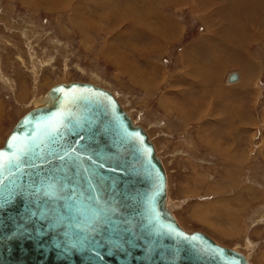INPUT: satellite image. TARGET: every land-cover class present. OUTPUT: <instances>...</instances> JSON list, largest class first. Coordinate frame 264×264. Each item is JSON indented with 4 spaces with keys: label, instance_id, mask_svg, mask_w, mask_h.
<instances>
[{
    "label": "rangeland",
    "instance_id": "obj_1",
    "mask_svg": "<svg viewBox=\"0 0 264 264\" xmlns=\"http://www.w3.org/2000/svg\"><path fill=\"white\" fill-rule=\"evenodd\" d=\"M192 1L143 0L154 10V4L162 5V13L176 20L174 34L160 42L176 33L183 35L163 48L166 44H150L142 25H138L139 33L124 34L132 24L127 16L137 7L140 12L138 2L142 4V0H0V148L18 120L51 87L80 81L109 89L156 145L169 176L170 207L183 228L202 231L248 255L252 264H264V0H230L231 6L240 4L239 11L230 8L236 17L231 25H237L238 19L240 33L250 26L257 34L244 48L249 59L226 68L222 82L218 72L224 66L217 63L213 68L217 72L208 68L218 50L184 45L205 31L203 19L221 18L224 9L220 6L229 0H204L202 6ZM106 26V31L101 29ZM134 28L136 32L138 27ZM153 30L162 35L161 28ZM129 43L135 47L127 46ZM145 44L148 51L143 49ZM155 48L160 57L156 52L154 59L145 58L143 52ZM183 49L186 57H179ZM195 53L206 59L207 72H197L199 67L194 66V72L188 70L189 78L179 76V68L193 65ZM189 58L192 62L182 66ZM143 59L155 62V78L144 75ZM231 72L241 76L235 85L240 86L239 96L228 91ZM195 76H209L211 82L189 91ZM187 83L189 89L178 88ZM174 85L186 100L176 97ZM170 90L177 100L170 99ZM168 100L176 106L173 116ZM242 203L245 209L237 215ZM226 208H235L232 215L238 220L233 227L226 218L216 219V211ZM208 216L210 220H206ZM213 226L231 234L223 235Z\"/></svg>",
    "mask_w": 264,
    "mask_h": 264
},
{
    "label": "water",
    "instance_id": "obj_2",
    "mask_svg": "<svg viewBox=\"0 0 264 264\" xmlns=\"http://www.w3.org/2000/svg\"><path fill=\"white\" fill-rule=\"evenodd\" d=\"M50 92L0 148V264H249L170 214L156 148L110 90Z\"/></svg>",
    "mask_w": 264,
    "mask_h": 264
},
{
    "label": "bare ground",
    "instance_id": "obj_3",
    "mask_svg": "<svg viewBox=\"0 0 264 264\" xmlns=\"http://www.w3.org/2000/svg\"><path fill=\"white\" fill-rule=\"evenodd\" d=\"M149 1V0H148ZM195 1V0H194ZM152 1H150V3H151ZM154 3V2H153ZM157 3V2H156ZM134 4V3H133ZM145 3L143 2V0H142V4L140 3V2H138V5H139V7H140V12L138 11L139 9H138V7L136 8V10H135V12H133V14H131V17L130 18H128L129 19V21L132 23V24H130V25H133L134 27H138V30L135 32V28H134V30H133V32L134 33H139V26L138 25H142V27H146V30H147V34H145V35H147L148 37H150L151 38V42H153V41H155V42H153V43H150V44H158V42L159 41H162V40H164L165 39V37L166 36H168V35H172V34H174L173 32H174V29H175V27H176V20H174L173 18H172V16H170V15H165V14H163L162 13V11L160 10V7H162V5L160 6V5H155L154 4V7H155V10H154V8H153V6L151 5V4H146V5H144ZM131 6V5H130ZM196 6V5H195ZM125 7H127L128 8V6H125ZM145 8H147V9H145ZM194 8V7H193ZM130 9V8H129ZM132 9H135V8H132ZM131 9V10H132ZM130 12V11H129ZM132 13V12H131ZM203 14H205V12H202L201 13V15H203ZM204 18H205V16H204ZM201 19V18H200ZM224 23V22H223ZM231 23H232V21H228L227 22V26H226V28L225 29H228V33L229 32H232V33H229V35H230V38L233 36V34L234 33H240V29L242 28H240L239 27V24H238V26L235 24V25H231ZM221 24V23H220ZM225 24V23H224ZM129 25V24H128ZM222 25V24H221ZM204 26V25H203ZM155 27H158V28H161V30H162V35H159L157 32H155L153 29L155 28ZM223 27V26H222ZM240 29H239V28ZM219 29V28H218ZM151 30V31H150ZM131 31V30H130ZM246 32V31H245ZM164 33V34H163ZM226 33H227V31H226ZM227 33V34H228ZM244 31L242 32V34L241 35H243L244 36ZM248 34V33H247ZM164 35V36H163ZM236 35V34H235ZM240 35V34H239ZM225 37V36H224ZM234 37V36H233ZM242 37V36H241ZM246 37V36H245ZM235 38V37H234ZM236 38L238 39V35L236 36ZM240 39V38H239ZM149 43V42H148ZM134 45V44H133ZM127 46H130V43H129V45H127ZM134 47H135V45H134ZM143 49H147V51L149 50L148 49V47L146 46V47H144ZM233 50V49H232ZM153 51V52H152ZM152 51H150V52H143V54H144V56H145V58H152V59H154L155 57L153 56L154 54H156V52H158V54L157 55H159V57H160V55H161V53H160V51H158V49L157 48H155L154 50H152ZM230 51V50H229ZM187 53H188V50H187ZM240 53V52H239ZM110 54L111 53H108V55L110 56ZM189 56V55H188ZM139 57V56H138ZM183 57H186V52H184L183 53ZM236 57V56H235ZM120 59H121V57H119ZM209 58V57H208ZM111 59H113V58H111ZM182 59V58H181ZM197 59V60H196ZM184 60V59H183ZM187 60V59H186ZM205 60L206 59H202L201 60V58L199 59L198 58V56H197V53H195V59H193L192 58V61H191V59L189 58V60H188V62L187 63H185V62H183V65L182 66H186L190 61L194 64V63H196V61H198V63H197V65H196V67L198 66L199 68L197 69L198 71L197 72H200L201 70H203L204 71V73H206L207 71H206V69H207V66H208V63H205ZM143 64L145 65V67H147V70H145L144 69V75L145 76H148L149 74H152V76H153V78H155L154 76H155V67H156V65H155V62L153 61V60H150V59H143ZM212 61V60H211ZM245 61V60H244ZM243 61V62H244ZM241 62V61H240ZM239 62V63H240ZM181 64V63H180ZM241 64V63H240ZM242 65H243V63H242ZM247 65V64H246ZM153 66H154V68H153ZM214 67H216L217 68V66H214ZM254 67V66H253ZM127 68V67H126ZM182 68H184V67H182ZM135 70L138 72V70L139 69H137V68H135ZM217 70V69H216ZM215 69H213V71L215 72L216 71ZM185 71V70H184ZM194 72V71H193ZM217 72V71H216ZM140 74V73H139ZM184 74V73H183ZM182 74V75H183ZM186 74V73H185ZM176 75H177V72H176ZM180 75V74H179ZM209 75V74H208ZM150 76V75H149ZM165 76V75H164ZM163 76V77H164ZM181 76V75H180ZM184 76V75H183ZM167 77V76H166ZM177 77V76H176ZM144 78V77H143ZM179 78V77H178ZM195 78V77H194ZM199 78H201L200 76H199ZM238 78V75L235 77V78H233V79H230V77H229V81L230 82H232V81H234V80H236ZM145 79V78H144ZM143 79V80H144ZM147 81H150V79H146ZM145 81V80H144ZM165 81V80H164ZM184 81V80H183ZM200 81H203L205 84L207 83H209V82H211L210 81V79H209V76L208 77H204L203 76V78H201V79H198L197 78V80H194V82H193V84L194 85H192V87H191V89H189V91H192V89H195V90H199L200 89V87H203L204 86V84H202L203 82H200ZM74 82H76V81H74ZM80 82V81H79ZM166 82V81H165ZM67 84L68 82H64V83H60V84ZM70 83V82H69ZM92 84V83H91ZM170 84H172V83H170ZM58 85V84H57ZM95 85V84H94ZM144 85L145 86H148V82H144ZM197 85V86H196ZM96 86H98V85H96ZM166 86V85H165ZM54 87V86H53ZM98 87H102V86H98ZM102 88H104V87H102ZM232 88V87H231ZM244 88V87H243ZM247 88V87H246ZM51 89H52V87L50 88V89H48V91H47V93H45L44 95H43V97H42V100L40 101V103L39 104H35L36 106L33 108V109H35V108H39V107H43V106H51L52 104H53V102H54V99L52 98V96H51ZM106 89V88H105ZM109 90V89H108ZM244 90V89H243ZM155 91V90H154ZM165 91V90H164ZM238 90H237V88L236 89H233V92L232 93H239V92H237ZM112 92V91H111ZM113 93V92H112ZM173 93V92H172ZM22 94V93H21ZM114 94V93H113ZM236 94V95H237ZM234 95V94H233ZM25 96V95H24ZM114 96L116 97V95L114 94ZM117 98V97H116ZM118 99V98H117ZM174 98H172V100H173ZM118 101L120 102V100L118 99ZM38 102V101H37ZM170 102V103H169ZM156 103V102H155ZM169 103V104H168ZM168 103H167V105H168V111L170 112V115L172 114V116H173V110L174 109H176V106H175V104H174V102L172 103L171 101H169L168 100ZM120 104H121V102H120ZM159 105V104H158ZM121 106L123 107V109L127 112V114L131 117V119H132V122H133V124L134 125H136V126H141L140 124L138 125L137 123H136V121L134 120V118L132 117V115H130V112H128L126 109H125V107L121 104ZM178 107V106H177ZM202 112V111H201ZM28 113V112H27ZM165 113V112H164ZM167 113V112H166ZM168 114V113H167ZM199 114H200V112H199ZM169 115V116H170ZM189 116V115H188ZM23 117V116H22ZM21 117V118H22ZM201 118V117H200ZM19 121V120H18ZM185 121H186V119H185ZM208 122V121H207ZM16 125V124H15ZM142 127V126H141ZM186 127V126H185ZM184 127V128H185ZM14 128V127H13ZM145 131H146V129L144 128V127H142ZM13 130V129H12ZM12 132V131H11ZM10 132V133H11ZM147 132V131H146ZM10 135V134H9ZM8 135V136H9ZM148 136H149V139L151 140V142H153L152 141V139H151V137H150V135L148 134ZM176 137V136H175ZM8 138V137H7ZM7 138H6V140H7ZM6 140H5V142H6ZM252 140V139H251ZM153 144H154V142H153ZM5 145V144H4ZM3 145V146H4ZM154 146H155V148H156V154H157V156L161 159V161H162V163H163V165H164V167H165V170H166V174H167V199H166V203H165V205H166V208L168 209V211L170 212V214L171 215H173L176 219H177V217L172 213V208L170 207V199H169V197H170V193H169V191H170V183H169V176H168V172H167V169H166V166H165V164H164V162H163V160H162V158L160 157V155H159V153H158V150H157V147H156V145L154 144ZM2 148V147H1ZM229 162V161H228ZM252 196V195H251ZM240 198H241V196H240ZM254 198V197H253ZM257 201V200H256ZM246 204V203H245ZM172 206V205H171ZM227 207V206H226ZM227 209V208H226ZM229 209H230V207H229ZM245 209V207H244V203H242V205H240L239 207H238V209H236V214H237V212L238 211H243ZM228 210V209H227ZM227 210H225V211H221V212H219V211H216V219H218L219 220V218L220 217H222V219L224 218H226V220H228V224H231L232 226L231 227H233L234 225H235V223L237 222V220H238V218L236 217V215L234 216V215H232V210H234L235 211V208H232V210L231 211H227ZM198 211V210H197ZM235 213V212H234ZM238 215V214H237ZM236 218H237V220H236ZM210 220L211 218H210V216H208V218H206V220ZM241 219V218H240ZM177 221H178V219H177ZM221 221V220H220ZM225 221V220H224ZM207 222V221H206ZM222 222V221H221ZM240 222V221H239ZM178 223L181 225V223L178 221ZM210 223V222H209ZM209 225H211V224H209ZM237 225V224H236ZM181 227H183L182 225H181ZM212 229L213 230H215V231H217V232H219V233H222L223 235H228V234H226V232H228V231H225L224 229H222V228H220L219 227V230H217L214 226L212 227ZM186 230V229H185ZM187 231V230H186ZM189 232V231H188ZM191 233V232H190ZM229 233V232H228ZM229 234H231V233H229ZM208 235V234H207ZM212 238V237H211ZM227 238V237H226ZM216 241V240H215ZM217 242V241H216ZM219 243V242H218ZM219 244H221V243H219ZM221 245H223V244H221ZM223 246H225V245H223ZM226 247H228V246H226ZM229 248H232V247H229ZM232 249H234L235 251H237V252H240V253H242L241 251H239L237 248H232ZM242 254H244V253H242ZM245 255V258H246V261L249 263V264H252V262L250 261V259H249V257H248V255H246V254H244Z\"/></svg>",
    "mask_w": 264,
    "mask_h": 264
},
{
    "label": "crops",
    "instance_id": "obj_4",
    "mask_svg": "<svg viewBox=\"0 0 264 264\" xmlns=\"http://www.w3.org/2000/svg\"><path fill=\"white\" fill-rule=\"evenodd\" d=\"M197 1H199L200 2V6H202L203 5V2H204V0H197ZM207 1H209V0H207ZM233 1H235V0H233ZM240 1V0H239ZM253 1H255V0H246L245 2L246 3H252ZM257 1V0H256ZM192 2H194V1H192ZM231 1L229 0L228 2H225L224 3V5H222V6H220V10H222V9H224L223 11H224V15L221 17V18H214V17H207V19H206V21H205V19H203V21H204V24H205V31L204 32H201L198 36H196V37H192V39L189 41V42H187L184 46L185 47H189L190 49H192V48H194V49H197V48H199V47H203V48H210V49H214V50H218V52L215 54V59L213 60V61H211L209 64H211L210 66H208V68L209 69H212L213 70V68H215L214 66H216V64L218 63L219 65H223L224 67H222V68H220L219 69V72H218V76H219V80H220V82H222V80L224 79V77H222L223 76V72L225 71V69L226 68H231V67H234V66H239L240 65V63L242 62V61H246V60H248L249 59V57L247 58V55L246 54H244V48L246 47V46H248V44L250 43V41H251V37L253 36H255V34H257L256 33V31H257V29H255V30H253V31H251V29H250V26L249 27H245V29H246V32L244 31V36L243 35H241L242 33H234L233 34V36L235 37H231L230 38V35H229V33H228V29H225L226 28V26H227V22L230 20H232V21H234V23H235V19H236V17H235V14L233 13V10H231L230 8L232 7V8H234V10H236V7L238 8V11H239V7H240V4H237L236 6L235 5H233V6H231L229 3H230ZM210 3H212L211 1H210ZM208 6V5H207ZM217 7H219V5L217 6ZM247 8H248V6H247ZM245 11L247 12V13H249L248 12V10H246L245 9ZM230 15V17H231V14H232V17L229 19V15ZM238 14V13H237ZM208 16V15H207ZM128 18H130L129 16H127V21H128ZM229 19V20H228ZM202 21V20H201ZM203 21H202V23H203ZM237 26H238V23H240V20H238L237 19ZM130 22V21H129ZM225 24H224V23ZM222 25H221V24ZM223 26V27H222ZM130 27H131V31L130 30H128V31H124V34L125 33H127V32H131V33H134L133 32V30H134V26L133 25H130ZM239 27H240V25H239ZM238 27V28H239ZM219 28V29H218ZM101 29H104V31H106L107 30V26H106V28H101ZM240 29V28H239ZM241 30V29H240ZM263 30V29H262ZM226 31H227V33H226ZM117 31H115V33H116ZM262 32V31H261ZM260 32V33H261ZM121 33H123V32H121ZM248 33V34H247ZM178 33H176V35H173V36H169L170 38L168 39V40H166V41H163V42H158V44H161V43H163V44H166V45H162V47L163 48H169L170 47V45H171V41H176L177 40V36H181V38H182V34H180V35H177ZM236 34V35H235ZM240 34V35H239ZM142 35V34H141ZM238 35V39L236 38V36ZM225 36V37H224ZM242 36V37H241ZM246 36V37H245ZM180 38V39H181ZM240 38V39H239ZM174 39V40H173ZM150 41V40H149ZM222 41V42H221ZM153 42H155V41H153ZM149 44V43H148ZM148 44H145V47L147 46H149ZM137 46V45H136ZM130 47H134V45L132 44ZM233 49V50H232ZM230 50V51H229ZM185 52V50L183 49L182 50V52L180 53V55H179V57L180 56H182V54ZM240 52V53H239ZM244 55V56H243ZM236 56V57H235ZM178 57V58H179ZM241 61V62H240ZM240 62V63H239ZM197 63H198V61L196 62V63H194L192 66H188L186 69H183V68H179V74L183 77V78H189L188 77V70H189V68L193 71V68H194V66H196L197 65ZM248 67H250V66H248ZM185 70V71H184ZM206 71H207V69H206ZM184 73V74H183ZM186 73V74H185ZM234 73H236L237 75H238V78L236 79V80H234V81H232V82H230L229 81V77H230V75L232 74V72L229 74V76H228V82H229V87H228V91H230V92H233V89H236L237 88V92H239L240 93V86L239 85H237V86H235L236 85V82H238L240 79H241V76H240V74L238 73V72H234ZM184 76H183V75ZM179 75V76H180ZM178 76V77H179ZM177 77V78H178ZM198 76H195V78H197ZM176 78V79H177ZM190 83H192V82H190ZM190 83H187V84H179L178 85V88H183V87H187L188 89H189V87H190ZM210 83H206V84H204V87L207 85H209ZM221 86H223L222 84H221ZM239 86V87H238ZM232 87V88H231ZM172 88V91H173V87H171ZM174 88H175V94H176V97H179V98H181L182 100L184 99V100H186V95L185 94H183L182 92H178V89H177V87H176V85H174ZM223 91L224 92H227V87H225V86H223ZM238 95V94H237ZM240 95V94H239ZM238 95V96H239ZM175 98L176 100H177V98L172 94V92H171V90H170V99L172 100V98ZM214 97H216V96H214ZM194 100H196L197 102L199 101V97L197 96V95H194ZM234 104H235V102H233ZM233 103H231L230 105H233ZM198 107L200 108V105H198ZM205 109H206V106H205ZM207 110V109H206ZM205 110V111H206ZM209 110H210V108H209ZM226 113V112H225ZM205 114V113H204ZM195 120V119H194ZM193 121V120H192ZM192 121H190V122H192Z\"/></svg>",
    "mask_w": 264,
    "mask_h": 264
}]
</instances>
